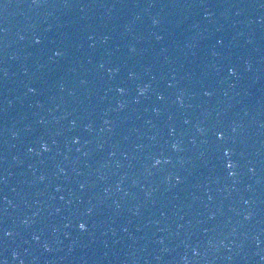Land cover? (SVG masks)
<instances>
[{
    "label": "water",
    "instance_id": "water-1",
    "mask_svg": "<svg viewBox=\"0 0 264 264\" xmlns=\"http://www.w3.org/2000/svg\"><path fill=\"white\" fill-rule=\"evenodd\" d=\"M0 261L264 264V0H0Z\"/></svg>",
    "mask_w": 264,
    "mask_h": 264
},
{
    "label": "snow or ice",
    "instance_id": "snow-or-ice-1",
    "mask_svg": "<svg viewBox=\"0 0 264 264\" xmlns=\"http://www.w3.org/2000/svg\"><path fill=\"white\" fill-rule=\"evenodd\" d=\"M34 42H35L36 44H40V43H41V40L35 38V41H34ZM55 55H56V56H60L61 53H60L59 51H57V52L55 53ZM28 90H29V92H33V91H35V89H33V88H29ZM120 91H123V89H120ZM140 91H141V93H143V92L145 91V89H141ZM205 94H206V95H210V93H205ZM217 135H218V137H219L220 139H223V133H222V132H221V133H218ZM43 147H44V150H45V151L48 150L47 145H44ZM230 151H231L230 149H224V150H223V155H224V156H228V153H229ZM157 163H159L158 160H157ZM232 167H233V164H232L231 162H229V163L227 164V168L231 169ZM81 187H83V185H82ZM89 211H91V209H89ZM79 227L81 228V230H85V225H84L83 223H81V224L79 225ZM7 234L10 235V233H7ZM37 239H38V237H37ZM0 264H3V262L0 261Z\"/></svg>",
    "mask_w": 264,
    "mask_h": 264
},
{
    "label": "clouds",
    "instance_id": "clouds-1",
    "mask_svg": "<svg viewBox=\"0 0 264 264\" xmlns=\"http://www.w3.org/2000/svg\"><path fill=\"white\" fill-rule=\"evenodd\" d=\"M174 147H175V145H174Z\"/></svg>",
    "mask_w": 264,
    "mask_h": 264
}]
</instances>
